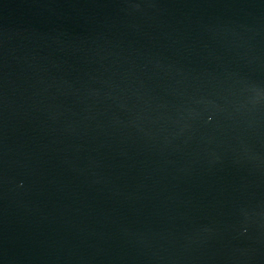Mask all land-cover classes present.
Here are the masks:
<instances>
[{"label": "water", "instance_id": "1", "mask_svg": "<svg viewBox=\"0 0 264 264\" xmlns=\"http://www.w3.org/2000/svg\"><path fill=\"white\" fill-rule=\"evenodd\" d=\"M0 264H264V0H0Z\"/></svg>", "mask_w": 264, "mask_h": 264}]
</instances>
